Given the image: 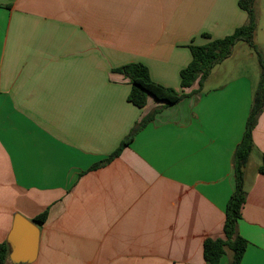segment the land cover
<instances>
[{
    "label": "crops",
    "instance_id": "crops-1",
    "mask_svg": "<svg viewBox=\"0 0 264 264\" xmlns=\"http://www.w3.org/2000/svg\"><path fill=\"white\" fill-rule=\"evenodd\" d=\"M255 9L262 18L264 0ZM247 18L239 0H0V243L16 214L48 210L30 264H207L204 241L223 237L235 191L257 55L245 51L252 75L242 65L213 84L212 72L171 106L149 97L136 107L115 70L142 63L152 81L182 93L190 46ZM155 110L118 157L92 169ZM253 141L240 264H264V111ZM228 251L220 264H231Z\"/></svg>",
    "mask_w": 264,
    "mask_h": 264
},
{
    "label": "trees",
    "instance_id": "trees-1",
    "mask_svg": "<svg viewBox=\"0 0 264 264\" xmlns=\"http://www.w3.org/2000/svg\"><path fill=\"white\" fill-rule=\"evenodd\" d=\"M256 0H239L241 9L247 12L248 18L245 25L237 28L231 35L222 39L210 40L205 45H191L192 60L186 68L180 72V86L182 93L173 88H167L151 80L148 68L142 63H129L117 68L115 71L129 79L131 90L128 101L139 108L148 104L149 97L165 106L178 104L188 96L184 90L190 89L198 82L199 88L190 92V95L201 92L202 87L209 77L212 69L227 59L236 43H247L257 55L260 66V79L255 90L253 103L247 118L245 132L238 144L234 158L233 169L235 179V191L226 206L225 222L222 238H207L203 244V256L207 264H220L226 252L233 253L231 264H240L247 248V241L238 232V223L241 219L242 208L246 202L247 191L245 189V168L255 149L253 131L257 125L259 116L264 111V55L253 43L258 27V15L255 9ZM205 37H209L206 34ZM157 111L145 116L132 130L129 137L120 145L118 150L102 163L96 164V169L112 159L118 157L123 149L129 145L134 136L148 123L153 121ZM258 172L264 175V155ZM48 218V210L35 216L32 221L42 226ZM9 246L6 241L0 243V264L8 263Z\"/></svg>",
    "mask_w": 264,
    "mask_h": 264
},
{
    "label": "water",
    "instance_id": "water-1",
    "mask_svg": "<svg viewBox=\"0 0 264 264\" xmlns=\"http://www.w3.org/2000/svg\"><path fill=\"white\" fill-rule=\"evenodd\" d=\"M40 229L32 220L16 214L6 242L11 264H30L38 254Z\"/></svg>",
    "mask_w": 264,
    "mask_h": 264
},
{
    "label": "rangeland",
    "instance_id": "rangeland-1",
    "mask_svg": "<svg viewBox=\"0 0 264 264\" xmlns=\"http://www.w3.org/2000/svg\"><path fill=\"white\" fill-rule=\"evenodd\" d=\"M253 43L258 47V49L264 55V14L262 15V18L258 19V27L253 39ZM234 48L235 49H234L233 57H231L225 63L221 62L222 65L218 64L215 66V68L212 69L211 73L213 72V75L211 77L210 82H212L213 84H218L220 81H223V79L229 78L233 75H239L241 73L240 66L242 65L248 67L249 75L253 74L252 72L253 68L251 65L252 61L245 56L246 55L245 51L249 52V50H251L254 53V50H252L251 47L243 41L237 43L234 46Z\"/></svg>",
    "mask_w": 264,
    "mask_h": 264
}]
</instances>
